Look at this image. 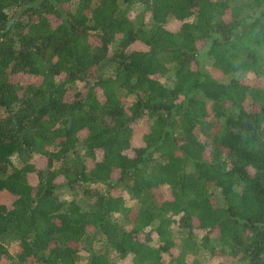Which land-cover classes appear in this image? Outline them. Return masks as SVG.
<instances>
[{"label":"trees","instance_id":"obj_1","mask_svg":"<svg viewBox=\"0 0 264 264\" xmlns=\"http://www.w3.org/2000/svg\"><path fill=\"white\" fill-rule=\"evenodd\" d=\"M263 47L264 0H0V264H264Z\"/></svg>","mask_w":264,"mask_h":264},{"label":"rangeland","instance_id":"obj_2","mask_svg":"<svg viewBox=\"0 0 264 264\" xmlns=\"http://www.w3.org/2000/svg\"><path fill=\"white\" fill-rule=\"evenodd\" d=\"M170 27H171V28H174V27H175L174 23H171V24H170ZM262 49H263V51H262V56H263V58H264V47H263ZM198 58H199V61H200V66H201L202 68H204V69H206V70H211L210 62H209V60L207 59V57L205 56V52H204V51L201 53V55H200ZM241 75H242V77L245 76V77H248V78H249V77H253V76L256 75V74H255L254 71H248V72L241 73ZM141 121H143V122H141V123L139 124L140 126H142V125L145 124V123H144L145 120H141ZM61 195H63V194L61 193ZM64 196H66V195H64ZM198 253H199L198 256H200L201 259H203V257H205V253H204V252L199 251ZM83 260H85L84 257H83Z\"/></svg>","mask_w":264,"mask_h":264}]
</instances>
